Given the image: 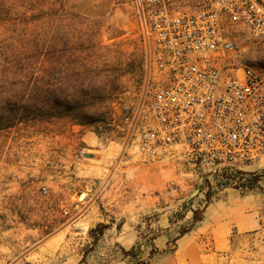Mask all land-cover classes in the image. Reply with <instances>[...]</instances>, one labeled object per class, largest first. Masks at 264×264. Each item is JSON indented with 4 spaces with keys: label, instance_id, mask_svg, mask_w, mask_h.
<instances>
[{
    "label": "rangeland",
    "instance_id": "rangeland-1",
    "mask_svg": "<svg viewBox=\"0 0 264 264\" xmlns=\"http://www.w3.org/2000/svg\"><path fill=\"white\" fill-rule=\"evenodd\" d=\"M135 23L134 0H0V46L13 41L38 40L42 46L40 63L45 69L47 57L51 56L47 45L50 35L56 33L55 40L60 44L63 30H68L71 41H83L85 49H90L83 53L88 59L87 69L98 73V76L88 74L86 87L92 88L94 85L89 84L95 82L108 91L103 100H89L87 115L57 117L48 125H41L44 122L20 124L0 133V264H130L119 244L93 242L89 230L100 222L115 229L117 225L120 228L124 225V230L137 233L141 260L146 264L159 262L161 250L153 238L166 230L168 244L162 251L172 250L176 233L180 227L187 226L181 224L177 228L176 221L191 205H206L225 188L264 198V161L237 171L194 172L175 161L144 162L133 149L122 153L121 146L126 140L121 135L129 123L124 117L130 113L123 105L128 97L125 92L132 90L141 78ZM253 55L262 67L264 48ZM66 68L56 65L58 87L64 86L60 77ZM70 70L82 69L73 62L67 73ZM74 85L75 79L70 81V89ZM90 117L93 122L76 123ZM70 122L84 126L80 130H98L105 151L100 160L76 162L75 155L80 149L79 131L75 132L76 136L65 141L60 149L76 173L71 174V182L75 184L61 189L51 178L36 177H41L51 163L44 136L34 133L32 137H25L19 130L22 127L24 132L60 133L68 129ZM27 170V175L22 176ZM146 175L155 179L156 186L150 192L143 190L140 197L158 196L160 204L145 213H131L126 208L123 211L120 201L126 202L128 198L127 184ZM71 193L75 197L67 199ZM60 197L64 199L62 203L56 201ZM118 198L119 202L115 203ZM78 216L84 220L75 230L73 221ZM168 223L175 225L166 226ZM86 236L90 241L82 245ZM238 241L235 239V247ZM250 242L257 244L258 238L255 241L252 237ZM252 247L258 250L257 245Z\"/></svg>",
    "mask_w": 264,
    "mask_h": 264
},
{
    "label": "built area",
    "instance_id": "built-area-1",
    "mask_svg": "<svg viewBox=\"0 0 264 264\" xmlns=\"http://www.w3.org/2000/svg\"><path fill=\"white\" fill-rule=\"evenodd\" d=\"M134 3L141 78L125 92L122 153L194 172L263 162L264 65L253 53L264 48V0Z\"/></svg>",
    "mask_w": 264,
    "mask_h": 264
},
{
    "label": "crops",
    "instance_id": "crops-1",
    "mask_svg": "<svg viewBox=\"0 0 264 264\" xmlns=\"http://www.w3.org/2000/svg\"><path fill=\"white\" fill-rule=\"evenodd\" d=\"M42 124L48 125L50 121ZM83 127L70 122L68 129L60 133L54 130L48 133L44 130L32 132L27 130L24 132L23 128H20L21 136L32 137L34 133H39L47 141L44 143V147L49 150L46 154L51 156L49 159L51 163L42 171L44 174H41V177L37 175V178H51L58 182L61 189L75 184L71 182V174L75 171L70 168V161L64 158L60 149H63L64 142L72 138L73 135L76 136L74 133L78 131V148L84 156L83 161L100 160L102 158L105 144L101 137L90 128L80 130ZM67 163L69 165H65ZM27 173L28 170L22 176L27 175ZM15 174L16 171L13 172V175ZM22 176L18 174V177ZM63 183H65L64 187H62ZM155 186L156 181L150 175L143 176L138 181L132 179L127 184L128 195L126 198H128L126 202L124 199L120 201L122 209H129L128 211L131 213H145L153 210L155 206L160 204L159 197L147 195L140 197V195L143 194V190L153 191ZM75 195L71 193L67 196V199L74 198ZM56 201L62 203L64 199L60 197ZM117 201L119 202V198L116 199L115 203H118ZM195 209L201 210V220L197 221L191 230L174 240L172 250L162 251V248H165L168 244L166 230L161 231L158 236L153 238L155 245L160 246L161 253L159 256L161 259H158L159 262L155 260L154 263L150 264H264V198L247 194L242 195L235 189L225 188L219 191L217 196L212 198L206 205H191L185 215L176 221L177 228L181 224L188 225L191 223L193 210ZM82 219V216L74 219V229L82 223ZM166 219L168 218L166 217ZM173 225L175 224L168 223L166 226ZM123 226L120 229H115V226L107 228L97 242L117 243L121 247L129 249L136 244L138 236L132 230H124ZM252 237L255 241L258 238L257 244L250 242ZM86 239L82 245L89 243L90 239L87 236ZM235 239L239 240L237 247H235ZM253 245H257L258 250H253Z\"/></svg>",
    "mask_w": 264,
    "mask_h": 264
},
{
    "label": "trees",
    "instance_id": "trees-1",
    "mask_svg": "<svg viewBox=\"0 0 264 264\" xmlns=\"http://www.w3.org/2000/svg\"><path fill=\"white\" fill-rule=\"evenodd\" d=\"M63 31L60 44L55 40L56 33L51 32L47 42L48 54L51 56L47 57L48 67L45 69L40 63L39 50L42 46L38 40L13 41L0 46V133L20 124L48 122L57 117L87 115L89 100H103L104 95L108 93L105 88L96 86L95 82L89 84L94 85L92 88L86 87L85 79L91 71L87 69L88 59L83 53L87 50L90 52V49H85L83 41H71L70 31ZM73 62H77V66L79 64L82 70L76 72L70 70L71 72L67 73ZM57 63L67 67L66 73L60 77L64 84L61 87L55 83ZM93 74L98 76L96 72ZM73 79L75 85L72 90L69 83ZM93 121L91 117L87 121L81 118L76 123L88 124ZM95 133L100 135L98 130H95ZM201 218L200 210H193L191 223L180 227L173 240L191 230ZM109 225L100 222L89 230L93 242L98 240ZM116 228L120 229V226L117 225ZM118 246L130 264H144L140 258L141 248L138 244L129 249Z\"/></svg>",
    "mask_w": 264,
    "mask_h": 264
},
{
    "label": "water",
    "instance_id": "water-1",
    "mask_svg": "<svg viewBox=\"0 0 264 264\" xmlns=\"http://www.w3.org/2000/svg\"><path fill=\"white\" fill-rule=\"evenodd\" d=\"M191 196H193V194H191ZM191 196H190V197H191Z\"/></svg>",
    "mask_w": 264,
    "mask_h": 264
}]
</instances>
